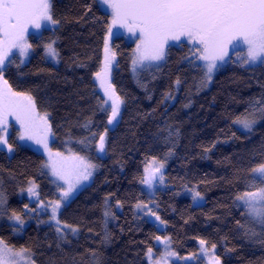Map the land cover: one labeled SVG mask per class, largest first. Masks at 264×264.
I'll return each instance as SVG.
<instances>
[{"label":"trees","instance_id":"obj_1","mask_svg":"<svg viewBox=\"0 0 264 264\" xmlns=\"http://www.w3.org/2000/svg\"><path fill=\"white\" fill-rule=\"evenodd\" d=\"M51 3L59 23L43 28L39 37L29 35L28 61L9 64L4 78L13 91L30 93L37 110L49 114L51 147L64 150L70 142L95 163V172L58 214L62 224L78 231L58 234L48 212L36 210L38 202L29 198L28 188L34 183L42 202L57 199L59 188L47 176L42 154L20 146L12 129V153L0 148V239L12 250L29 249L35 264H152L160 249L155 239L165 234L177 256L195 253L204 240L216 246L221 264H264V237L245 235L241 226L251 224L244 208L234 203L238 193L253 190L246 188L252 183L251 169L264 162V120L250 132L233 123L250 102L264 101V63L230 61L204 88V70L193 62V48L180 41L168 46L156 70L146 69L135 80L133 42L114 36L111 84L123 102L100 157L94 142L107 128L108 110L100 107L94 74L103 64L111 18L99 0ZM49 41L58 53L56 64L44 57ZM87 138V148L73 143ZM151 158L165 162L166 187L153 197L164 230L135 211L137 203L152 200L141 183L143 166ZM185 186H195L204 201L193 205L179 195ZM105 211L110 215L105 217ZM13 213L23 225L10 218Z\"/></svg>","mask_w":264,"mask_h":264},{"label":"snow or ice","instance_id":"obj_2","mask_svg":"<svg viewBox=\"0 0 264 264\" xmlns=\"http://www.w3.org/2000/svg\"><path fill=\"white\" fill-rule=\"evenodd\" d=\"M111 8L113 25L119 24L129 32L135 33L138 30L140 33V43L132 60L133 71L137 65L164 59V46L168 40H179L182 36L198 42L196 51L199 53L198 59L204 61L202 83L205 87L211 81L218 61H222L227 55L230 45L235 46L242 42L247 46L244 64L264 62V0H111ZM44 22L52 25L59 23L53 18L51 0H0V80H3L5 62L12 50L17 49L20 55L26 56L31 49L32 45L26 39L29 25L39 29ZM53 43L47 44L45 48L47 55L55 58L58 53ZM108 53L106 38L105 66L95 76L105 95L112 101L111 115L108 118V123L112 124L123 101L107 79L109 65L115 58L114 53L111 57ZM176 83L178 85L180 81L177 80ZM3 85L0 88V124L6 122L8 115H14L23 130L20 138L27 137L44 145L49 152V162L44 166L50 167L52 174L67 184V189L62 191L61 196L62 200L66 199L82 180H87L92 175L91 169L96 166L80 155L64 156L60 152L53 154L47 145V134L51 131L49 114L38 112L36 100L30 93L13 91L6 80H3ZM166 98L171 97L166 94ZM107 103L105 100L104 104ZM260 120H264V101L257 100L250 102L249 109L237 116L233 123L250 132ZM7 143L6 137L0 135V145ZM8 149L11 151L12 145L9 144ZM98 150H105V135L99 137ZM162 168L163 163L157 164L156 158H153L152 163L144 169L145 176L141 183L151 188L157 177L162 182ZM251 175L252 183L247 184L246 188L255 190L238 193L234 203L237 207L244 208V215L253 227H241H244L245 235L249 239L255 240L264 237V186L257 187V182L264 185V162L252 168ZM35 188L33 183L28 188L29 194L37 195ZM199 196L200 193L195 192L193 199ZM2 202L0 199V203ZM136 207L145 209L148 205L138 203ZM59 208L60 200L53 202L51 219L56 222L57 233L62 234L65 229L76 233L77 227L62 224L57 218ZM104 215L107 217L110 213L105 211ZM10 218L19 221L21 225L24 223L18 214L13 213ZM256 228L260 231H256ZM156 239L160 240V237ZM261 242L264 243V240ZM200 244L204 246L206 241L201 240ZM215 247L213 244L212 248ZM202 251L207 253L208 250L202 247ZM152 254V249L149 248V259ZM167 255L172 256L175 253L169 252ZM211 262L220 264L219 257L212 256ZM0 264H35V261L29 249L22 248L14 252L0 239Z\"/></svg>","mask_w":264,"mask_h":264},{"label":"rangeland","instance_id":"obj_3","mask_svg":"<svg viewBox=\"0 0 264 264\" xmlns=\"http://www.w3.org/2000/svg\"><path fill=\"white\" fill-rule=\"evenodd\" d=\"M99 2L101 4V6L104 8V10L109 13L110 18H111V23H110L111 32H109V30H108V33H107V35L105 37V39L107 38V42H108V49H109L108 55H109V57H111V55L113 53L112 45H111V42H110L111 39L114 36H116V35H123L127 40L133 42V53H132V60H133L134 54H135V49H136L137 45L140 43V33H139V31L137 30L135 33H132V32H129L126 27H123V26H121L119 24L113 25L112 24L113 14H112V8H111V0H108L107 3H105V0H99ZM52 26L53 25L51 23H49V22H44L42 24V27L39 28V29L29 25L28 31L26 33L27 42L30 44L29 35L32 34L35 37H39L43 28L52 27ZM180 41L187 43L190 47L193 48V50H194L193 62L196 65L201 66L202 69L205 71V69H204V61L198 59L199 53H197V51H196L197 47L199 46L198 42L190 40L187 36H182V37H180L179 40L169 39L168 42L164 46L165 55L167 53V48H168L169 45H171V44L175 45V44L179 43ZM49 43H53V42L49 41V42H46L44 44V49H43L44 57H45V59L48 62H50L52 64H56L58 62V56L53 58V57L47 55V53H46L45 46L47 44H49ZM53 47H54V43H53ZM102 52H103V64H102V66H101L99 71H101L104 68V66H105V41H104L103 51ZM30 55H31V49H29L28 54L26 56L20 55L19 51L17 49H13L12 52L10 53V55H9L8 60H6V62H5L4 70L9 64H11L13 62H16L17 65H23L24 63H26L28 61ZM246 57H247V46L246 45H244L242 42L237 44V45H235V46H231L230 45L228 47V49H227V55L224 57V59L222 61H218V67H217V69L214 70V72L212 74V77L219 69H222L230 61L236 62V63L241 64L243 66H251V65H257V64H261V63L263 64L264 63V62H256V63L244 64L243 61H244V59ZM164 59H165V56H164ZM164 59H162L160 61L145 62L143 65H137L135 71H133V64H132V60H131V74H132V77L136 80V78H137V76L139 75L140 72H142V71H144L146 69H148L150 71L156 70L163 63ZM114 62H115V58L111 60V64L109 65V68H108L107 79H108V81H110V83H111V71H112V69L114 67ZM3 80H5L4 72H3ZM3 80H0V88L4 87ZM94 81H95V83L97 85L98 91L101 94L102 102L100 103V107L103 110H106V111L108 110V118H109V116L111 115V107H110V105H111L112 101L105 95V91L100 86V81L96 78L95 74H94ZM210 83H211V81H209V84ZM206 87H204V88H206ZM105 100L108 101L107 104H104ZM121 109H122V103L120 104L119 114H118L117 118L113 121L112 124L108 123V118H107V128H106L107 131L110 130L111 128H113L114 125L116 124V122L118 121V119L120 117ZM38 112L40 114L45 113V112H42V111H39V110H38ZM48 123H49V121H48ZM235 126L240 128L237 125H235ZM12 129H15V139H16V141L18 142V144L20 146L30 148V149L42 154V156L44 157V165L49 162V152L47 150H45L43 144H38V143H36L35 140L28 139L27 137H25L24 139L20 138L23 130L21 128L20 122L16 119V117L14 115H8L6 117V122L3 123V124H0V135L5 136L6 139H7V142H8L7 144L0 145V148H3L9 154L12 153L13 146H12V150L11 151H9V149H8V145L10 144L9 141H8V136H9V134H10ZM106 130H104L103 133L100 134V135H105V143H106V136H107V131ZM241 130H243V129H241ZM243 131H246V130H243ZM100 135L95 139L94 145H95L96 154L98 156L102 157L105 154V150L103 152H100L98 150V143H99ZM52 140H53V137H52V134H51V131H50L47 134V145H48V149H50L53 154L56 153V152H60V153H63L64 156L80 155V156L85 157V159L87 161H89L90 163L95 165V163L93 161H91L88 156L83 155L81 153L75 152V150L70 146V142H67L66 147H65L64 150H55V149H53L51 147V141ZM73 143H77L78 145H80V147L87 148L90 145V143H91V139L87 138V139L83 140V143H81V140H77V141H75ZM53 158L55 159V157H53ZM152 160H153V158L149 159L148 160L149 162L144 164V166H143V177L145 176V172H144L145 167L147 165L151 164ZM156 162H157V164H159V162H161V161H158L156 159ZM161 163H163V168L161 169V174H162L163 173V169L165 168V162L163 161ZM44 170L46 171L47 176L51 179L52 183L55 184L59 188V196H58V198L53 200V201H49V202L40 201L36 197V195L34 196V195L29 194V198L33 199V200H36L38 202L37 206H36V210L37 211H42V210L47 211L48 214H49V220L48 221L53 223V224H56V222L51 219L53 202H55L57 200H60V208L57 210V218H58V214H59L61 208L82 187H84L85 185L89 184V182L92 179L93 174L95 172V168L91 169L92 175L87 180H82L76 186V188L69 194V196L66 199H63V200L61 199L62 191L67 189V184L63 180H59L56 176H54L52 174V171H51L50 167H45L44 166ZM251 180H252V178H251ZM260 186H264V185H260L257 182V187H260ZM142 187H143V189H146L145 192L147 193V195L149 197H151L152 200H149L147 202H139V203H143V204H147L148 205V208H145V209L137 208L136 207V205L138 204L137 203L135 205V211L136 212L140 211L141 214L144 215V217L149 222L153 223L158 229L164 230L165 229L164 222H162L160 220V218L157 219V217H159V216H158V213L156 211V201H155V199L153 197H154V195H155V193H156V191L158 189H163V188L166 187V183L164 182V180L161 182L159 180V177H157V180L153 183V186L151 188H149L148 185L143 184V183H142ZM253 190H255V189H253ZM195 192H199L198 189L195 186H185V187H182L178 191V194L181 195V196L188 197L193 205L202 203L204 201L203 194L201 192H199L200 196L197 197L194 200L193 196H194ZM0 199H2V201H3V198L1 196V194H0ZM117 208H118V205H117ZM149 209L151 211H149ZM152 213H155V215H152ZM3 215H4V202L0 203V218H2ZM250 227H253V226L250 225ZM65 230H68V229H65ZM256 231H259V228H256ZM159 237H160V240L155 239V242H154V245L156 247H158V245L160 247L159 254L153 259L152 264H156L157 261H159V264H172L173 262H178L180 264H197V263H200V264H212L211 257L212 256H216L217 257V255L215 254V249H213L212 246H208L207 244H205L204 246H201V244H200L201 240L198 241L197 251L195 253H193V254L191 253V254H186V255H182V256H177L175 254V255H172V256H168L167 253H169V252L174 253V251H173V249L171 247L169 238H168V236L166 234L163 235V236H159ZM165 238H167V239H165ZM157 243H158V245H157ZM202 247L203 248H207V250H208L207 253L202 251ZM13 251L16 252L15 250H13ZM152 251H153V249H152Z\"/></svg>","mask_w":264,"mask_h":264}]
</instances>
